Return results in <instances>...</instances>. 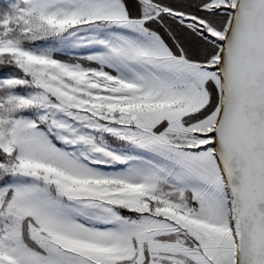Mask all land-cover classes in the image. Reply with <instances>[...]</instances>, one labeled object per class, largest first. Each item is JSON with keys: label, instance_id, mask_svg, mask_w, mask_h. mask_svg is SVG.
Returning <instances> with one entry per match:
<instances>
[{"label": "snow or ice", "instance_id": "obj_1", "mask_svg": "<svg viewBox=\"0 0 264 264\" xmlns=\"http://www.w3.org/2000/svg\"><path fill=\"white\" fill-rule=\"evenodd\" d=\"M0 264H264V0H0Z\"/></svg>", "mask_w": 264, "mask_h": 264}]
</instances>
